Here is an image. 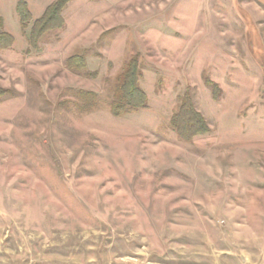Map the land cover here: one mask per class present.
Here are the masks:
<instances>
[{"label":"rangeland","instance_id":"obj_1","mask_svg":"<svg viewBox=\"0 0 264 264\" xmlns=\"http://www.w3.org/2000/svg\"><path fill=\"white\" fill-rule=\"evenodd\" d=\"M57 1L0 0V264H264V0H72L33 47ZM133 58L148 107L116 118ZM186 94L210 127L189 143Z\"/></svg>","mask_w":264,"mask_h":264},{"label":"trees","instance_id":"obj_2","mask_svg":"<svg viewBox=\"0 0 264 264\" xmlns=\"http://www.w3.org/2000/svg\"><path fill=\"white\" fill-rule=\"evenodd\" d=\"M72 0H58L51 5L42 18L35 21L30 33L27 29L31 26V15L26 6L18 5V14L21 20L23 32L27 34L29 43L34 47L48 32L61 29L64 26L62 13ZM3 21L0 18V51L9 50L13 47L14 38L2 30ZM84 57L74 56L68 60L72 70H83ZM142 77L141 66L137 58L131 59L125 66L123 72L118 75L109 91V108L116 118L139 113L148 107L146 93L140 87ZM208 84L217 88L208 81ZM7 92L0 90V102ZM85 103L84 111L90 112L101 104V99L94 93H80ZM170 127L183 142H191L197 137L210 133V127L205 118L196 110L192 97L189 94L183 96L178 110L174 113Z\"/></svg>","mask_w":264,"mask_h":264}]
</instances>
